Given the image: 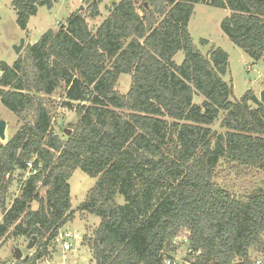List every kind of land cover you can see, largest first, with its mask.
Returning <instances> with one entry per match:
<instances>
[{"label": "trees", "instance_id": "16d2710c", "mask_svg": "<svg viewBox=\"0 0 264 264\" xmlns=\"http://www.w3.org/2000/svg\"><path fill=\"white\" fill-rule=\"evenodd\" d=\"M87 1L86 14L46 31L12 65L0 62V104L19 125L0 142V248L36 236L35 253L16 264L45 259L74 215L68 182L79 169L96 180L76 209L100 220L87 245L94 264H163L181 246L189 264L264 256V187L237 199L214 182L221 160L264 172V105L251 91L232 100L222 79L228 54L204 56L188 32L195 5L226 10L221 32L258 62L264 0H120L94 29L88 20L101 15V1ZM54 2L13 0L20 30ZM122 74L131 76L124 95L116 90ZM58 89L77 117L64 139L53 129ZM220 115L226 133L213 142L210 126ZM28 162L38 172L26 178ZM15 175L20 189L10 199Z\"/></svg>", "mask_w": 264, "mask_h": 264}, {"label": "rangeland", "instance_id": "374dc122", "mask_svg": "<svg viewBox=\"0 0 264 264\" xmlns=\"http://www.w3.org/2000/svg\"><path fill=\"white\" fill-rule=\"evenodd\" d=\"M97 1V0H96ZM101 1L99 10L101 15L95 20H88L89 27L94 29L108 14V7L120 0H98ZM13 0H0V62L12 65L19 54H22L25 47L35 43L40 36L52 30L56 32L61 26L66 25L67 18L76 11L87 13V0H55L51 9L39 7L35 16L29 19L27 31H22L16 22V13L12 7ZM141 1L136 3L137 12L141 14ZM228 15L226 10L212 8L207 5L197 4L194 6L193 14L188 23V32L191 36L194 46L204 55L208 56L214 49L220 48L228 54V70L223 81L231 84L233 88L232 100H239L244 93L251 91L256 97L264 89V58L255 62L249 58L241 49L234 46L226 36L221 32L219 24L221 20ZM24 39V46L17 55L13 47L18 46L20 41ZM201 40H205L206 44H200ZM183 60V53L178 52L173 61L180 65ZM131 86V76L120 75L116 90L120 94H126ZM53 102V129L54 132L64 139V131L70 133L72 124L76 121L74 111L62 107L63 90L58 89L51 96ZM193 102L201 104L203 98L194 96ZM251 108H256L254 104H250ZM223 115L210 126L213 132V142L216 138L224 137L226 130L220 127ZM0 120L6 122L5 143L17 131L19 125L17 119L11 112L7 111L0 104ZM14 176V183L10 189L11 198L18 195L20 182ZM96 180L76 169L69 180L70 186V203L71 210L74 212L73 217L59 231L58 237L54 242L49 244L48 256L38 261L36 264H53L52 262H60L64 256L65 264H94L91 258V252L88 248L93 231L97 228L100 220L95 216H90L76 212L77 207L85 200L87 192L94 186ZM214 182L221 188L226 189L230 194L242 199L250 195L254 190L264 187V172L255 168L236 169L225 161L221 160L215 169ZM44 196V190L40 191ZM11 202V201H10ZM9 202V203H10ZM118 204H123L120 196L116 197ZM8 203V204H9ZM31 208L35 210L37 204H32ZM1 220V212H0ZM77 235L79 240L73 239L72 236ZM62 241H68L72 245V251L62 252L60 244ZM29 240L18 237L10 238L0 248V264H9L12 260V254L15 248L22 251L23 257L29 259L36 249L37 242L31 250H26ZM187 246L179 247L171 257L184 261ZM258 257L257 253H253L251 260ZM21 261V260H20ZM238 264H241L240 262Z\"/></svg>", "mask_w": 264, "mask_h": 264}, {"label": "built area", "instance_id": "2783aa9c", "mask_svg": "<svg viewBox=\"0 0 264 264\" xmlns=\"http://www.w3.org/2000/svg\"><path fill=\"white\" fill-rule=\"evenodd\" d=\"M82 1V0H80ZM38 172V170L33 166L32 162H28L26 165V172H25V177H31L36 175ZM73 239L79 240V238L77 237V235H73L72 236ZM263 242H264V237H263ZM61 250L62 252H70L72 251V245L71 243H69L68 241H62V243L60 244ZM53 264H65L64 262V256L62 257L60 262H52ZM9 264H16L15 260H11L9 262ZM74 264H77L76 262H74ZM163 264H189L185 261H181L178 260L176 258L173 257H167L164 259ZM251 264H264V256H258L257 258H255V260H253L251 262Z\"/></svg>", "mask_w": 264, "mask_h": 264}, {"label": "water", "instance_id": "95a60500", "mask_svg": "<svg viewBox=\"0 0 264 264\" xmlns=\"http://www.w3.org/2000/svg\"><path fill=\"white\" fill-rule=\"evenodd\" d=\"M91 2L95 3L96 0H91ZM61 28H64V25L61 26ZM23 46H24V39H22L20 41L18 46L13 47L14 52L18 55L20 53V51L22 50ZM258 99H259V102L264 105V89L260 92ZM5 130H6V122L4 120H0V141L1 142L5 141V139H6ZM36 242H37V237L33 236L29 240V242L26 246V250H31L35 246ZM26 258H27L26 256L23 257V253L20 249H18V248L14 249L13 254H12L13 260H15V261L26 260Z\"/></svg>", "mask_w": 264, "mask_h": 264}, {"label": "crops", "instance_id": "0c3cea01", "mask_svg": "<svg viewBox=\"0 0 264 264\" xmlns=\"http://www.w3.org/2000/svg\"><path fill=\"white\" fill-rule=\"evenodd\" d=\"M25 32H28V31H27V29H26V31H25ZM44 33H45V32H44ZM44 33H43V34H44ZM43 34H42V35H43ZM40 37H41V36H40ZM33 44H34V43H33ZM30 45H32V44L30 43Z\"/></svg>", "mask_w": 264, "mask_h": 264}]
</instances>
